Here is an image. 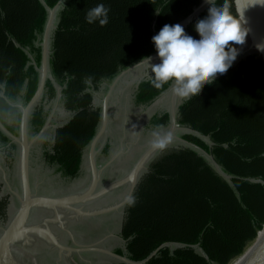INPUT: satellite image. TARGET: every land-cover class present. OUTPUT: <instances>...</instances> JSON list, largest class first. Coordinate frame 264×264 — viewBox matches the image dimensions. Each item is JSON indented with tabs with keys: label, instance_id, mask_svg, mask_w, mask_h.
<instances>
[{
	"label": "trees",
	"instance_id": "16d2710c",
	"mask_svg": "<svg viewBox=\"0 0 264 264\" xmlns=\"http://www.w3.org/2000/svg\"><path fill=\"white\" fill-rule=\"evenodd\" d=\"M204 1L64 0L52 34L51 75L31 113L29 134L42 133L59 98L71 117L56 129L52 142L43 143L41 164L66 182L81 178L86 151L102 122L94 94L155 55L152 36L165 24L191 20L185 30L198 36L195 23L208 7L194 15ZM60 2L0 0V148L11 168L18 147L7 133L20 136L22 107L40 83L49 9ZM230 3L235 10L234 0ZM172 85L157 88L147 78L133 103L148 109ZM170 120V113L158 112L146 130L162 131ZM177 122L199 134L182 138L212 156L228 178L193 148L164 151L125 209L121 237L126 245L117 253L143 262L158 251L146 264H230L264 232V61L250 55L232 65L179 106ZM110 150L107 143L103 154ZM6 207L0 199V221Z\"/></svg>",
	"mask_w": 264,
	"mask_h": 264
},
{
	"label": "rangeland",
	"instance_id": "374dc122",
	"mask_svg": "<svg viewBox=\"0 0 264 264\" xmlns=\"http://www.w3.org/2000/svg\"><path fill=\"white\" fill-rule=\"evenodd\" d=\"M250 46V38L248 36L245 44L237 45V47L240 48V53L233 64L247 56L256 54L251 50ZM155 57L156 58L151 61L152 63L159 62L157 55ZM151 75V65L147 63L124 77L116 85L110 96L108 126L96 147V165L98 171L101 173L99 192H105L102 195V199L99 201L100 203H108L117 199L123 192L125 193L124 188H120V185L130 177L135 161L140 155L154 145L155 138L152 133L145 132V127L149 123L151 117L158 112L167 111L168 113L174 114L177 118L179 106L189 98L178 96L175 93L174 85H172V87L150 108L137 107L133 103V96L137 89V85L142 78L147 79L150 78ZM220 75L221 74H217V77ZM113 82L114 81L102 84L100 90L94 94L95 106L97 108L103 110L104 100ZM50 110L51 114L47 122V129L39 138L35 139L31 137V140H33L30 166L31 184L35 193L44 195H53L57 192H62L64 189L62 185L64 183L52 168H48L44 164H41L40 156L42 145L47 140L52 142L56 129L67 122L71 117V115L64 110L63 105L60 103V98L54 102ZM174 125L176 129L172 133L170 128L160 131L163 133H171L172 139L164 146L165 149L161 151L158 157L164 151L188 147L174 137H182L185 134L191 133L186 130V127L179 125L178 122H175ZM107 143H111L112 148L109 155L106 156L103 154V149ZM17 147L16 160L12 168L8 164L6 152L0 148V183L3 186V193L11 197L12 215L17 212L20 206L18 196H22L20 148L18 145ZM88 156L89 148L86 151L84 160L85 177L81 182L79 181V183L70 186L65 192H81L88 189L91 183V169ZM145 173L146 172H144V174ZM124 212L125 210L121 209L118 212L100 216L99 221L109 223L112 218H115V220L119 221L120 226L124 219ZM105 243L106 245L108 243L110 247H118V243L113 244L111 241H105ZM120 243L121 240H119V245L122 248L123 245ZM35 258L44 259V264H62L54 255L45 258L35 255ZM106 259L107 257L105 256L86 252L79 254V256L75 254L69 256L71 264H99L102 260L106 262Z\"/></svg>",
	"mask_w": 264,
	"mask_h": 264
},
{
	"label": "water",
	"instance_id": "95a60500",
	"mask_svg": "<svg viewBox=\"0 0 264 264\" xmlns=\"http://www.w3.org/2000/svg\"><path fill=\"white\" fill-rule=\"evenodd\" d=\"M63 1L64 0H61V2L55 8L49 9V18H48V22L45 28L44 35H43L42 44H41L42 46V66L40 69V74H41L40 83H39V87H38V90L35 96L27 104L26 107H22V121H21L20 136L14 137V136H11L9 133H7L12 139L13 143L17 144L20 148V170H21V182H22V196L20 197L18 196L20 200V206L17 212L15 213V215L13 216V218L11 219V221L9 222V225L7 226V228L3 231L2 235L0 236V264H7L8 257L10 256L7 252L8 248L10 246L17 248L16 243H15L17 238L21 234L34 230V229L24 228V226L26 225L28 221L31 210L34 207L47 206V207H53V208H56V207L66 208V209L72 210L73 212L79 215H82L84 217H89V218L105 216L111 213L118 212L121 209L125 210V208L131 201V200L126 199V197L129 194L132 197L134 196L136 188L141 178L143 177L144 172H146L149 169L150 164L158 157L161 151L165 149V147L159 148L154 144L140 156V158L137 160V162L133 166L130 177L127 180L123 181V183L120 185V188L126 189L124 198L119 203L115 204L113 207L107 208L103 211H99L96 213H84L74 207L76 205H80L83 202L99 198L105 193L104 191L99 192L101 173L98 171L97 165H96V147L100 139L104 135L106 128L108 126L110 96L112 92L114 91L116 85L124 77L128 76L131 72L135 71L136 69L148 63L147 60L145 59L144 62L137 63L133 65L132 67L123 71L121 74H119L114 79V82L112 86L110 87V90L104 100V105H103V110H102V122H101L102 124L100 125L101 128L98 131L95 138L93 139V141L91 142L90 146L88 147L89 148L88 160H89V166H90L91 174H92V180H91V185L89 189L84 194L79 195L75 198H54L51 196H37L33 194L32 186H31V177H30L31 152H32L33 140H31V136L29 134V120H30L32 111L34 110V108L37 106V104L41 101L43 97L47 80L51 75L50 64H49L51 40H52L53 31L56 29L55 19H56L58 11L60 10V7ZM214 1L215 0H213V2ZM251 2L256 3L258 2V0H251ZM208 6L209 5L205 3L204 1L201 7H199L195 11L194 16L200 14ZM245 16L247 19V26L250 29V32L248 35L250 38V44H251L250 48L256 53L252 55H255L258 59L264 61V51H260L257 48L258 44H264V5L255 4L249 7L245 12ZM190 21L191 20H187L181 23V25L186 27ZM155 56L156 54L152 56L153 58L152 61L156 58ZM143 80L145 79L142 78L140 82H142ZM170 118H171L170 125L172 126L169 125L168 128H170L171 133H172L176 129L174 124L175 122H177V118L174 116V114H171V113H170ZM47 126L48 124L45 126L42 133L47 129ZM0 127H2L1 124H0ZM186 130L190 133L193 132L189 128H186ZM42 133H40L38 137H35V139L39 138ZM195 135L199 136L198 133H195ZM174 138L183 142L189 148H193L196 151L200 152L202 155H204L205 158H207V160L211 163V165L213 166V168L216 170L218 174H220L221 176L225 178H228L223 173V171L221 170L219 165L215 162L212 156L208 155L206 152L202 151L195 145L188 143L182 137H174ZM35 232L45 233L49 237V239L53 241V243L56 246L68 252H71V253L98 252L101 255L106 256L109 259L105 264H114V263L115 264H146L153 257H155V255L158 252V251L154 252L143 262H134V261L129 260L125 256L119 255L117 253H113L112 251L107 250L105 248H84V249L64 248L60 246L46 230L35 228ZM248 264H264V246L261 248V250L256 254V256Z\"/></svg>",
	"mask_w": 264,
	"mask_h": 264
},
{
	"label": "clouds",
	"instance_id": "9594fccd",
	"mask_svg": "<svg viewBox=\"0 0 264 264\" xmlns=\"http://www.w3.org/2000/svg\"><path fill=\"white\" fill-rule=\"evenodd\" d=\"M209 6L206 15L195 23L198 36L190 35L180 23L165 24L152 41L159 58L158 63H152V57L143 58L139 63L151 65V82L160 88L172 83L175 93L180 97L199 95L205 84H213L217 74H225L237 59L240 48L249 35L245 16L246 10L255 5H264V0L253 3L251 0H205ZM99 7L93 10L98 12ZM93 12L88 19L91 20ZM257 48L264 51V44ZM154 144L163 148L172 139L170 133L153 131ZM126 199L132 200L129 194Z\"/></svg>",
	"mask_w": 264,
	"mask_h": 264
},
{
	"label": "flooded vegetation",
	"instance_id": "af4514ba",
	"mask_svg": "<svg viewBox=\"0 0 264 264\" xmlns=\"http://www.w3.org/2000/svg\"><path fill=\"white\" fill-rule=\"evenodd\" d=\"M145 132L150 133V131L146 130V127H145ZM109 144L111 145V143ZM137 160L135 161V163L137 162ZM82 171L84 172V175L77 180L69 181V182L62 180L64 183L62 187L64 189L60 193L57 192L56 194L53 195H44L41 193H35L32 187L33 194L37 196H51L54 198H75L79 195H82L89 189L91 183L88 189L83 190L81 192H73V193L65 192L67 189L70 188V186L79 183V181L81 182L82 179L85 177L84 163L82 166ZM91 180H92V174H91ZM0 185L2 186L1 183ZM124 191L126 193V189H124ZM125 193L123 192L117 199L112 200L108 203H103V202L100 203L99 201L100 199H102L101 196V198L99 197L93 200H89L74 207L84 213H96L99 211H103L107 208L113 207L115 204L119 203L124 198ZM0 199L2 201L5 200L7 202V207L5 209L6 214L3 217V219L0 221V236H1L3 231L7 228L9 222L11 221V219L15 214L13 215L11 214V207H12L11 197L10 195L8 196L3 193V186H2V191L0 192ZM122 223L119 226V221L115 220V218H112V220L109 221V223H103L99 221V217L96 218L84 217L82 215L73 212L72 210L61 207H56V208L47 207V206L34 207L31 210L26 225L24 226L25 229H34V230L21 234L17 238L15 242L17 248L14 247V250L11 252L12 254L8 257L7 264H18V263L44 264V259L35 258V255L37 257L42 256L44 258L54 255L61 261L60 263L71 264L69 261V256L71 254H75L79 256V254L83 253V252L71 253L64 249L59 248L53 243L52 240L49 239V237L45 233L35 232V228L46 230L53 237V239L60 246L64 248H75V249L105 248L107 250L112 251L113 253H117V250L121 248L119 245V240H121L122 243L120 244L123 245L122 249H125V245H126L125 240L121 237ZM105 241H111L113 244L118 243V247H113V246L110 247L108 246L109 245L108 243L106 245ZM35 251H37L38 253ZM86 253L101 255L98 252H86ZM108 260L109 259L107 258L106 262ZM106 262L102 260L101 262H99V264H105Z\"/></svg>",
	"mask_w": 264,
	"mask_h": 264
},
{
	"label": "bare ground",
	"instance_id": "6f19581e",
	"mask_svg": "<svg viewBox=\"0 0 264 264\" xmlns=\"http://www.w3.org/2000/svg\"><path fill=\"white\" fill-rule=\"evenodd\" d=\"M263 246H264V232L261 233L254 242H252L251 244H249V246H247L245 252L241 256L232 260L230 264H248L256 256V254L261 250ZM13 250H14V247L10 246L7 251L8 254L11 255L12 254L11 252Z\"/></svg>",
	"mask_w": 264,
	"mask_h": 264
},
{
	"label": "snow or ice",
	"instance_id": "6c2138e0",
	"mask_svg": "<svg viewBox=\"0 0 264 264\" xmlns=\"http://www.w3.org/2000/svg\"><path fill=\"white\" fill-rule=\"evenodd\" d=\"M99 11V10H98Z\"/></svg>",
	"mask_w": 264,
	"mask_h": 264
}]
</instances>
